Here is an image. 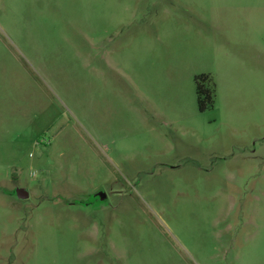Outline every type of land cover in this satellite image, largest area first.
I'll use <instances>...</instances> for the list:
<instances>
[{"label": "rangeland", "instance_id": "1", "mask_svg": "<svg viewBox=\"0 0 264 264\" xmlns=\"http://www.w3.org/2000/svg\"><path fill=\"white\" fill-rule=\"evenodd\" d=\"M0 264H264V0H0Z\"/></svg>", "mask_w": 264, "mask_h": 264}, {"label": "trees", "instance_id": "2", "mask_svg": "<svg viewBox=\"0 0 264 264\" xmlns=\"http://www.w3.org/2000/svg\"><path fill=\"white\" fill-rule=\"evenodd\" d=\"M205 79L206 77L203 75L196 77L197 103H198V108L200 110L205 109L207 106H212V103H213L212 90L205 89L203 87V84L199 83V80L204 81Z\"/></svg>", "mask_w": 264, "mask_h": 264}, {"label": "water", "instance_id": "3", "mask_svg": "<svg viewBox=\"0 0 264 264\" xmlns=\"http://www.w3.org/2000/svg\"><path fill=\"white\" fill-rule=\"evenodd\" d=\"M15 192L19 198H26L28 196V191L24 188H16ZM99 194L102 199L105 198V194L103 192H100Z\"/></svg>", "mask_w": 264, "mask_h": 264}]
</instances>
